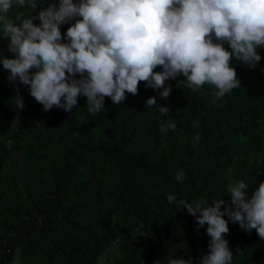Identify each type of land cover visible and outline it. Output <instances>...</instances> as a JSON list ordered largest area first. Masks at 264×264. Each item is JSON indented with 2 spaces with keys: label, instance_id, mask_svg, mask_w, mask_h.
<instances>
[{
  "label": "trees",
  "instance_id": "16d2710c",
  "mask_svg": "<svg viewBox=\"0 0 264 264\" xmlns=\"http://www.w3.org/2000/svg\"><path fill=\"white\" fill-rule=\"evenodd\" d=\"M53 3L59 0L14 5L10 14ZM74 22L61 25L62 34ZM1 37L2 30L0 51L13 56ZM259 51L255 67L232 61L241 85L222 97L214 85L192 90L178 76L165 99L163 89L141 81L121 104L106 97L98 114L88 111L85 95L70 112L45 111L21 83L19 107L0 76V264H99L106 250L105 264H166L173 255L198 264L209 251L207 224L197 230L195 216L167 197L230 202L229 183L243 179L251 191L264 181V47ZM151 96L157 101L149 107ZM162 105L170 112L160 113ZM181 168L183 182L175 179ZM225 218L233 264H264V239Z\"/></svg>",
  "mask_w": 264,
  "mask_h": 264
},
{
  "label": "clouds",
  "instance_id": "9594fccd",
  "mask_svg": "<svg viewBox=\"0 0 264 264\" xmlns=\"http://www.w3.org/2000/svg\"><path fill=\"white\" fill-rule=\"evenodd\" d=\"M29 2L33 9L37 6V0H0V30L14 53L0 54V64L10 70V81L30 86L45 111L59 107L70 112L85 95L88 111L98 114L105 110L106 97L121 104L128 93L138 92L141 81L163 89L160 95L167 99L173 90L169 80L178 76L192 90L214 85L215 95L222 97L241 85L234 59L250 67L262 59L264 0H59L58 6L50 4L35 14L8 15L14 5ZM71 20L75 22L62 34L61 25ZM157 66L161 70H154ZM156 101L151 96L147 104ZM16 102L24 106L22 97ZM158 110L170 112L166 105ZM185 177L181 168L175 179L183 182ZM225 193L230 202L221 196L209 203L207 198L190 201L168 194L170 204L195 216L197 230L207 224L209 251L198 264H233L225 213L264 239V181L251 191L243 179L231 182ZM166 264L194 260L173 255Z\"/></svg>",
  "mask_w": 264,
  "mask_h": 264
},
{
  "label": "rangeland",
  "instance_id": "374dc122",
  "mask_svg": "<svg viewBox=\"0 0 264 264\" xmlns=\"http://www.w3.org/2000/svg\"><path fill=\"white\" fill-rule=\"evenodd\" d=\"M16 6H19V5H16ZM10 17H13V15L8 14ZM2 40H4L3 37H1ZM0 54L4 55V53H2V51H0ZM9 71L10 70H6L2 64H0V76H3V81L7 84L9 90L15 94L16 96L19 94V87H20V83L17 81L16 83H13L12 81L9 80ZM171 106H172V101H171ZM19 115H20V110L18 111V113L16 114V116L12 119V123H14V121H17L18 118H19ZM13 128H14V125H13ZM15 155H17V160L18 161H21V153H15ZM108 254V251L106 250L105 252H103L100 256V259H99V264H105V263H108L111 261L110 257L107 256Z\"/></svg>",
  "mask_w": 264,
  "mask_h": 264
},
{
  "label": "crops",
  "instance_id": "0c3cea01",
  "mask_svg": "<svg viewBox=\"0 0 264 264\" xmlns=\"http://www.w3.org/2000/svg\"><path fill=\"white\" fill-rule=\"evenodd\" d=\"M13 264H16V258L13 260Z\"/></svg>",
  "mask_w": 264,
  "mask_h": 264
},
{
  "label": "built area",
  "instance_id": "2783aa9c",
  "mask_svg": "<svg viewBox=\"0 0 264 264\" xmlns=\"http://www.w3.org/2000/svg\"><path fill=\"white\" fill-rule=\"evenodd\" d=\"M242 228V227H241ZM13 264V263H12Z\"/></svg>",
  "mask_w": 264,
  "mask_h": 264
}]
</instances>
